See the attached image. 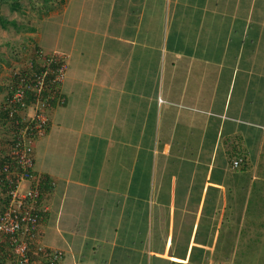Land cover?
<instances>
[{"label": "crops", "instance_id": "crops-1", "mask_svg": "<svg viewBox=\"0 0 264 264\" xmlns=\"http://www.w3.org/2000/svg\"><path fill=\"white\" fill-rule=\"evenodd\" d=\"M58 1L74 34L31 146L50 184L38 247L57 264H264V0Z\"/></svg>", "mask_w": 264, "mask_h": 264}, {"label": "built area", "instance_id": "built-area-1", "mask_svg": "<svg viewBox=\"0 0 264 264\" xmlns=\"http://www.w3.org/2000/svg\"><path fill=\"white\" fill-rule=\"evenodd\" d=\"M53 66V69H52ZM44 70L33 73L30 88L18 87L7 98V118L13 119L17 115L21 121L16 120L14 141L10 146L7 162L3 165V187L6 194V206L0 214V233L9 240L17 257L18 264H29L28 249L34 243L39 232L40 204L42 193L41 181L37 180L32 172V141L36 136L42 135L47 127L46 117L42 114L35 116H22L21 112L32 109L38 102L49 104L52 88L63 78L64 67L57 58H48L42 67ZM51 76L49 81L46 78ZM22 83H26L23 80ZM28 84V83H26ZM30 92L34 101L29 105L24 102L25 93ZM51 92V93H50ZM242 161H233L232 167L237 168ZM22 182L28 186L21 189ZM47 259V264H57L58 255L45 252L38 248Z\"/></svg>", "mask_w": 264, "mask_h": 264}, {"label": "rangeland", "instance_id": "rangeland-1", "mask_svg": "<svg viewBox=\"0 0 264 264\" xmlns=\"http://www.w3.org/2000/svg\"><path fill=\"white\" fill-rule=\"evenodd\" d=\"M58 0H19L21 12H10L9 1H0V16L7 20H14L18 25L19 31H15L10 25L4 30L0 27V161L3 158H8L10 153V142L13 133L10 129L11 124L3 118L4 109L7 106V98L18 87L30 88L31 76L33 75V64L38 68H42L48 58H59L56 54H60L67 45L68 41L74 34L68 27L69 24H58L60 13L52 15L48 14L50 7H55ZM58 8V7H57ZM38 31L41 36V42L38 47H41L45 53L41 52L36 47L35 39L32 34ZM53 54V55H51ZM26 81V83H22ZM51 98L56 96V85L52 88ZM54 100V99H53ZM52 100V101H53ZM51 103L43 104L38 102L32 109L21 112L22 116H35L42 114L46 117V109ZM4 119V120H3ZM28 183L22 182L21 189L27 188ZM0 179V214L6 206V194L2 190ZM38 235L28 249L27 256L29 264H40L35 260H31V256H36L38 251ZM0 264H18L17 257L9 243L0 233Z\"/></svg>", "mask_w": 264, "mask_h": 264}, {"label": "trees", "instance_id": "trees-1", "mask_svg": "<svg viewBox=\"0 0 264 264\" xmlns=\"http://www.w3.org/2000/svg\"><path fill=\"white\" fill-rule=\"evenodd\" d=\"M0 1H4V2H6V1H9V0H0ZM12 1V3L11 4H9V10H10V12H21L20 11V3H19V0H11ZM11 26L15 31H19V29H21V28H18V25L16 24V22L14 21V20H11V21H9V20H7V18H5V17H1L0 16V27L2 28V29H4V30H6L7 29V26ZM32 69H33V72H36V73H39V72H41V71H43L44 69L43 68H38L35 64H33V67H32ZM52 69H53V66H52ZM49 79H51V76H48L47 78H46V82H47V80L49 81ZM34 101V98H33V96H32V94L30 93V92H26L25 93V98H24V102H25V104L26 105H29L31 102H33ZM52 102V101H51ZM50 102V103H51ZM53 104V103H52ZM4 114H3V118L5 119V120H7V122L9 123V124H11V127H10V129H11V131H12V133H13V136H11L10 138H11V141H12V143H13V141H14V133L16 132V129H18L20 126L18 125V126H16V124H15V122H16V120H18V121H21L20 120V118L17 116V115H15V117L13 118V119H8L7 118V113H8V110H5L4 109V112H3ZM3 119V120H4ZM10 144V146H11V142L9 143ZM7 160H8V158L6 157V158H3L1 161H0V179H1V183H2V187H3V182H2V179H3V174H2V168H3V165L7 162ZM49 187H50V184H49V181L47 180V179H42L41 180V185H40V189H41V193H42V195H43V193L45 192V191H47L48 189H49ZM2 190H3V192L5 193V188L3 187L2 188ZM40 217H41V214H40ZM31 260H35V261H37V262H39L40 264H47V259H46V257H44V255L42 254V253H37L36 254V256H31Z\"/></svg>", "mask_w": 264, "mask_h": 264}]
</instances>
